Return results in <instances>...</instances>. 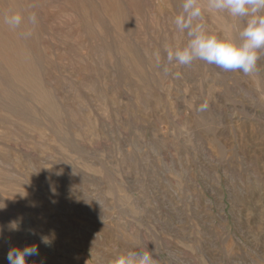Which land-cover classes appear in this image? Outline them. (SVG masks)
Wrapping results in <instances>:
<instances>
[{
  "label": "rangeland",
  "instance_id": "obj_1",
  "mask_svg": "<svg viewBox=\"0 0 264 264\" xmlns=\"http://www.w3.org/2000/svg\"><path fill=\"white\" fill-rule=\"evenodd\" d=\"M181 11L182 0H140L143 74L86 62L88 38L49 44L58 109L23 103L18 121L0 119V264L31 245L27 264L147 250L156 264H264V49L252 75L169 62L166 49L188 41ZM217 13L198 22L238 42L244 21Z\"/></svg>",
  "mask_w": 264,
  "mask_h": 264
},
{
  "label": "bare ground",
  "instance_id": "obj_2",
  "mask_svg": "<svg viewBox=\"0 0 264 264\" xmlns=\"http://www.w3.org/2000/svg\"><path fill=\"white\" fill-rule=\"evenodd\" d=\"M139 10L140 0H0V119L18 121L16 110L23 103L35 114L54 115L55 94L43 79L59 70L46 51L53 41L88 38L91 57L86 62L106 63L112 72L143 74L135 63L144 58L139 54L142 32L135 23ZM17 12L24 17L21 25L5 23L6 15ZM33 14L35 23L29 20ZM157 33L159 39L165 36V30Z\"/></svg>",
  "mask_w": 264,
  "mask_h": 264
},
{
  "label": "clouds",
  "instance_id": "obj_3",
  "mask_svg": "<svg viewBox=\"0 0 264 264\" xmlns=\"http://www.w3.org/2000/svg\"><path fill=\"white\" fill-rule=\"evenodd\" d=\"M226 12L233 18L242 19L244 27L237 38L231 34L218 36L210 34L201 22L203 11ZM5 23L18 27L24 20L20 13L6 15ZM30 22L35 23L33 14ZM179 32H187L185 45L167 48V59L177 65L188 66L194 60H202L225 71H241L252 75L258 71L259 50L264 49V0H182V11L173 19ZM30 35V33H28ZM159 61V55L157 54ZM19 230V223L9 225ZM41 242L50 245L49 236H42ZM39 255L37 245L24 248L13 247L7 253L8 264H27L26 257ZM113 264H156L153 254L147 251H128L116 257Z\"/></svg>",
  "mask_w": 264,
  "mask_h": 264
}]
</instances>
